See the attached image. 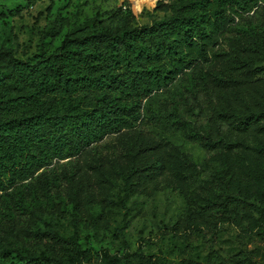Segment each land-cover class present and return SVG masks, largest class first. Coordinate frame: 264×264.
<instances>
[{
  "label": "rangeland",
  "instance_id": "374dc122",
  "mask_svg": "<svg viewBox=\"0 0 264 264\" xmlns=\"http://www.w3.org/2000/svg\"><path fill=\"white\" fill-rule=\"evenodd\" d=\"M176 3L0 0V53L26 58L41 41L53 48L79 28L149 25L170 15ZM233 15L221 62L233 58L239 29L252 25L264 33V0ZM146 98L130 128L53 157L0 189V264L24 261L17 248L55 253L58 245L39 231L74 236L93 252L140 250L159 264L189 258L264 264V204L220 219L211 205L226 194L255 202L264 196V118L246 129L236 124L246 112L264 109V57L257 56L226 86L209 83L192 90L177 84ZM226 104L229 119L216 112ZM147 144L155 146L145 151ZM157 154L171 157L170 163L148 180L133 176V160Z\"/></svg>",
  "mask_w": 264,
  "mask_h": 264
},
{
  "label": "trees",
  "instance_id": "16d2710c",
  "mask_svg": "<svg viewBox=\"0 0 264 264\" xmlns=\"http://www.w3.org/2000/svg\"><path fill=\"white\" fill-rule=\"evenodd\" d=\"M258 1L176 0L170 15L149 25L79 28L53 48L41 41L38 51L26 58L0 53V189L29 177L53 157L130 128L140 117L142 101L162 87L181 84L195 90L211 83L220 88L238 80L257 56L264 57V33L252 25L239 29L233 58L221 62L223 39L233 14L251 10ZM230 109L221 105L216 112L229 119ZM262 118L264 109L251 110L236 124L246 129ZM170 161L159 154L133 160V176L148 180ZM15 202L24 206L21 198ZM261 203L264 196L255 202L226 194L211 205L220 219ZM9 206L5 203L7 211ZM38 233L58 250L17 248L24 261L9 264H159L140 250L93 252L74 236ZM177 264L204 263L189 258Z\"/></svg>",
  "mask_w": 264,
  "mask_h": 264
},
{
  "label": "bare ground",
  "instance_id": "6f19581e",
  "mask_svg": "<svg viewBox=\"0 0 264 264\" xmlns=\"http://www.w3.org/2000/svg\"><path fill=\"white\" fill-rule=\"evenodd\" d=\"M150 1H152V2H153L154 0H150Z\"/></svg>",
  "mask_w": 264,
  "mask_h": 264
}]
</instances>
